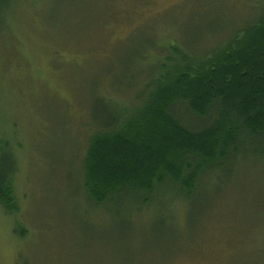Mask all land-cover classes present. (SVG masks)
<instances>
[{"label": "rangeland", "instance_id": "rangeland-1", "mask_svg": "<svg viewBox=\"0 0 264 264\" xmlns=\"http://www.w3.org/2000/svg\"><path fill=\"white\" fill-rule=\"evenodd\" d=\"M263 12L264 0H10L0 116L20 210L0 205V264H264L261 143L188 193L169 181L96 203L82 172L94 129L145 104L173 51L199 58Z\"/></svg>", "mask_w": 264, "mask_h": 264}, {"label": "trees", "instance_id": "trees-1", "mask_svg": "<svg viewBox=\"0 0 264 264\" xmlns=\"http://www.w3.org/2000/svg\"><path fill=\"white\" fill-rule=\"evenodd\" d=\"M9 5L0 0V22ZM160 72L145 104L89 137L83 186L96 203L131 190L152 194L169 181L192 192L205 168L239 154L247 143L264 147V12L199 58L176 49ZM2 120L0 205L17 214L16 143L1 131Z\"/></svg>", "mask_w": 264, "mask_h": 264}, {"label": "bare ground", "instance_id": "bare-ground-1", "mask_svg": "<svg viewBox=\"0 0 264 264\" xmlns=\"http://www.w3.org/2000/svg\"><path fill=\"white\" fill-rule=\"evenodd\" d=\"M237 85V84H236ZM182 146V145H181ZM198 149V148H197ZM209 152V151H208ZM215 157H216V155H215Z\"/></svg>", "mask_w": 264, "mask_h": 264}]
</instances>
